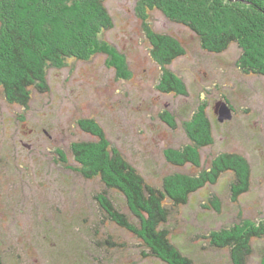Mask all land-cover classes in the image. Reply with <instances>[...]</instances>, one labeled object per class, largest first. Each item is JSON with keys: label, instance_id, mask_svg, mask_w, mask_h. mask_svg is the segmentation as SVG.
Masks as SVG:
<instances>
[{"label": "rangeland", "instance_id": "374dc122", "mask_svg": "<svg viewBox=\"0 0 264 264\" xmlns=\"http://www.w3.org/2000/svg\"><path fill=\"white\" fill-rule=\"evenodd\" d=\"M106 1L113 26L102 37L125 56V68L100 51L90 59L68 58L47 68V90L32 86L27 106L10 102L0 91L3 264H74V229L87 255L80 264H165L142 258L136 235L101 221L93 194L102 191L103 183L74 169L80 164L72 142L98 140L79 124L90 118L98 120L110 145L155 186L174 172L199 176L225 152L249 161L253 172L247 192L234 200V175L225 172L216 184L193 193L169 223L176 244L198 264H233L228 249L208 246L202 236L247 219L264 220V74L242 69L244 50L236 42L224 52H209L195 31L169 19L162 9H148L144 0ZM149 30L171 34L184 44L185 54L168 67L186 82L187 95L159 89L164 70L150 51ZM223 100L234 110L231 120L218 118L216 104ZM204 103L213 122V144L201 149L200 166L172 164L167 149L192 144L184 123ZM169 113L177 121L175 128L162 118ZM213 196L221 201L220 210L209 201ZM83 216L89 219L83 222ZM109 234L126 249L100 244ZM253 245L248 264H261L264 239L253 238Z\"/></svg>", "mask_w": 264, "mask_h": 264}, {"label": "trees", "instance_id": "16d2710c", "mask_svg": "<svg viewBox=\"0 0 264 264\" xmlns=\"http://www.w3.org/2000/svg\"><path fill=\"white\" fill-rule=\"evenodd\" d=\"M106 2L0 0V91L6 98L27 106L32 98V86L47 90L46 69L62 65L68 58L86 60L101 51L113 56L119 68H125V56L119 55L116 47L102 37L113 26ZM143 3L148 9H162L169 19L190 27L209 52L221 53L232 42L238 43L244 50L242 69L264 74V0H144ZM148 38L152 45L150 51L164 70L159 89L187 95L186 82L168 67L185 54L184 44L171 34L153 30H149ZM203 105L192 120L184 123L192 144L182 149H167L166 156L172 164L200 166L201 149L213 144V122L207 114L206 103ZM162 118L172 128L177 126L170 113L162 114ZM79 124L98 137V140L72 142V150L80 164L74 169L103 183L102 191L93 194L101 221H111L136 235L142 258L161 259L165 264H198L172 238L170 219L178 207L189 202L193 193L209 183L216 184L225 172L232 171L234 175L230 185L234 200L247 192L253 172L249 161L239 153L225 152L212 161L210 170L199 176L174 172L164 178L162 185L155 186L118 147L110 145L111 140L98 120L85 119ZM1 151L0 144V157ZM209 201L215 209H221L217 197H210ZM88 219L83 216L82 221ZM73 234L78 240L75 242L72 238L73 253L79 261L73 257L72 263L80 264L87 255L76 229ZM202 237L208 238V246L228 249L233 264H248L254 252L253 238L264 239V220L247 219L241 225L235 223ZM117 240L109 234L100 244L125 250L127 245ZM2 259L0 252V264ZM261 259L264 264V247Z\"/></svg>", "mask_w": 264, "mask_h": 264}, {"label": "water", "instance_id": "95a60500", "mask_svg": "<svg viewBox=\"0 0 264 264\" xmlns=\"http://www.w3.org/2000/svg\"><path fill=\"white\" fill-rule=\"evenodd\" d=\"M218 118L220 121H225L226 119H232L234 110L226 101H220L217 103Z\"/></svg>", "mask_w": 264, "mask_h": 264}, {"label": "flooded vegetation", "instance_id": "af4514ba", "mask_svg": "<svg viewBox=\"0 0 264 264\" xmlns=\"http://www.w3.org/2000/svg\"><path fill=\"white\" fill-rule=\"evenodd\" d=\"M223 101H224V100H223ZM217 103H219V102H217ZM216 112H218V111H217V104H216ZM225 121H226V120H225ZM193 166H195V165H193Z\"/></svg>", "mask_w": 264, "mask_h": 264}]
</instances>
